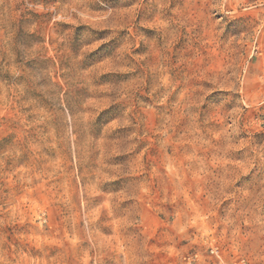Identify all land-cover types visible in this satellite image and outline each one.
Masks as SVG:
<instances>
[{
    "label": "rangeland",
    "instance_id": "rangeland-1",
    "mask_svg": "<svg viewBox=\"0 0 264 264\" xmlns=\"http://www.w3.org/2000/svg\"><path fill=\"white\" fill-rule=\"evenodd\" d=\"M0 264H264V0H0Z\"/></svg>",
    "mask_w": 264,
    "mask_h": 264
},
{
    "label": "trees",
    "instance_id": "trees-1",
    "mask_svg": "<svg viewBox=\"0 0 264 264\" xmlns=\"http://www.w3.org/2000/svg\"><path fill=\"white\" fill-rule=\"evenodd\" d=\"M119 105L109 104V106L99 112L90 124L91 132L96 139L102 137L105 153L108 155V161L114 165L121 160V155L118 151L121 148V132L125 126L121 123L112 127L107 126L114 118L119 116ZM106 128L107 134L102 136V130ZM109 131V133H108Z\"/></svg>",
    "mask_w": 264,
    "mask_h": 264
}]
</instances>
